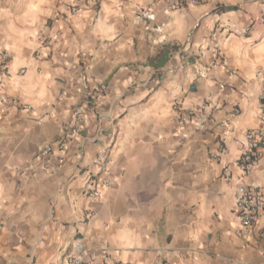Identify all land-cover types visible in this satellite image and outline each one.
Here are the masks:
<instances>
[{"label": "crops", "instance_id": "0c3cea01", "mask_svg": "<svg viewBox=\"0 0 264 264\" xmlns=\"http://www.w3.org/2000/svg\"><path fill=\"white\" fill-rule=\"evenodd\" d=\"M72 1L0 0V264H264L263 222L236 233L223 177L228 165L264 191V156L235 165L260 126L264 0H98L54 16ZM80 103L81 131L58 150ZM187 112L204 129L180 126Z\"/></svg>", "mask_w": 264, "mask_h": 264}, {"label": "built area", "instance_id": "2783aa9c", "mask_svg": "<svg viewBox=\"0 0 264 264\" xmlns=\"http://www.w3.org/2000/svg\"><path fill=\"white\" fill-rule=\"evenodd\" d=\"M156 2L171 4L172 6L196 4L203 0H155ZM98 0H74L63 6H59L54 10V16L59 17L63 15H76L89 5L96 6ZM140 12L146 18L152 19L153 13L148 9H142ZM258 19L264 22V13L260 14ZM250 26L243 29V33L248 32ZM8 70L7 53L4 49L0 48V84L3 82ZM21 73L24 69L19 70ZM232 73H230L231 75ZM85 79V76L81 77ZM224 84H220V87H224ZM259 101L261 106V114L259 116L260 126L256 129L246 130L242 133L243 142L239 149V156L235 162L242 171L248 172L255 168L258 161L264 156V84L259 92ZM86 104H77L72 110L70 119L63 124L61 128V136L56 140L55 147L58 150H62L66 141L70 140L73 136L77 135L82 128L84 120V111ZM178 124L184 126L186 124H192L198 129H204L205 118L196 112H187L181 114L178 117ZM51 145H45L41 149L40 155H47L51 152ZM108 155L105 153H99L96 156L95 164L97 166H104ZM215 158H220V153L215 154ZM223 177L227 181L236 182V193L234 197V204L238 214V225L236 227V233L242 238H247L259 222H263L261 228V235L264 237V191L261 189H255L240 180L239 177L233 176L228 165L223 168ZM109 180L100 181V185H108ZM88 196L92 202H95L100 197V192L96 186L90 184L88 190ZM93 256L88 253L70 254L66 257L64 264H92ZM113 264H130L128 262H114Z\"/></svg>", "mask_w": 264, "mask_h": 264}]
</instances>
